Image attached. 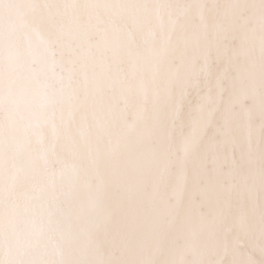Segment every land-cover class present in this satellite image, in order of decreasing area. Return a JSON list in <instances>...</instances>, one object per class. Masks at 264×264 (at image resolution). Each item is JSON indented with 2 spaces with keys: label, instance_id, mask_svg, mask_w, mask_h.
<instances>
[{
  "label": "snow or ice",
  "instance_id": "snow-or-ice-1",
  "mask_svg": "<svg viewBox=\"0 0 264 264\" xmlns=\"http://www.w3.org/2000/svg\"><path fill=\"white\" fill-rule=\"evenodd\" d=\"M0 264H264V0H0Z\"/></svg>",
  "mask_w": 264,
  "mask_h": 264
}]
</instances>
